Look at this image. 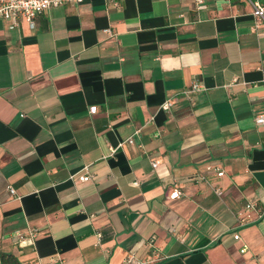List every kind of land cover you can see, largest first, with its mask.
<instances>
[{
  "label": "crops",
  "instance_id": "obj_1",
  "mask_svg": "<svg viewBox=\"0 0 264 264\" xmlns=\"http://www.w3.org/2000/svg\"><path fill=\"white\" fill-rule=\"evenodd\" d=\"M253 11L248 0H82L34 29L0 18L2 250L25 264H264Z\"/></svg>",
  "mask_w": 264,
  "mask_h": 264
},
{
  "label": "built area",
  "instance_id": "obj_2",
  "mask_svg": "<svg viewBox=\"0 0 264 264\" xmlns=\"http://www.w3.org/2000/svg\"><path fill=\"white\" fill-rule=\"evenodd\" d=\"M72 1H82V0H0V18L6 19L12 23L13 26H20L22 22H26L30 28L34 29L37 25V19L40 15L44 14L48 10L53 7H59L66 3ZM253 8V17L254 24L252 26L253 31L257 35L264 36V0H248ZM198 8L203 7V0H197ZM110 32V29L106 30ZM261 70L264 73V67H261ZM264 82V77H263ZM202 89V85L195 82L191 85V90H200ZM171 105L170 102H166L164 104L165 108H169ZM97 111V106L90 107V112L95 113ZM256 122L258 124H264V114L258 115L256 117ZM129 143H133L134 139L130 137L128 139ZM153 166H157V162H153ZM208 170H215L218 176H223L224 171L218 170V168L208 166ZM92 176L89 173H84L79 176L80 181H90ZM204 178V177H202ZM11 192L15 194V189L13 187H9ZM215 192L219 195L222 194V190L218 187L215 188ZM182 192L176 189L173 193H171L170 198L174 199L179 197ZM258 204L256 202H250L247 204V208H256ZM36 230H32L28 235H25L21 232H17L16 236L20 243L26 242L27 240H32L36 236ZM236 239H239V234L236 233L234 235ZM245 251V248L242 249ZM127 264H140L139 262H134L132 258H129L126 261Z\"/></svg>",
  "mask_w": 264,
  "mask_h": 264
},
{
  "label": "trees",
  "instance_id": "obj_3",
  "mask_svg": "<svg viewBox=\"0 0 264 264\" xmlns=\"http://www.w3.org/2000/svg\"><path fill=\"white\" fill-rule=\"evenodd\" d=\"M0 264H25V263L21 261L16 254L2 250L0 245Z\"/></svg>",
  "mask_w": 264,
  "mask_h": 264
}]
</instances>
